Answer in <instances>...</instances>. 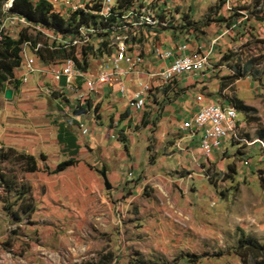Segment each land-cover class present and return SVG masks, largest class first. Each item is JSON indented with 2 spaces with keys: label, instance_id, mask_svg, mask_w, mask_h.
I'll return each mask as SVG.
<instances>
[{
  "label": "rangeland",
  "instance_id": "rangeland-1",
  "mask_svg": "<svg viewBox=\"0 0 264 264\" xmlns=\"http://www.w3.org/2000/svg\"><path fill=\"white\" fill-rule=\"evenodd\" d=\"M9 1L3 5V9ZM62 1L52 0L51 3H53L54 13L57 12V16L67 19L71 14L67 15V11L64 10L66 7ZM169 1L173 8L179 7L182 11V39L185 38L187 32H190L193 48H197L200 52L210 50L209 48L213 49L209 59L210 67L205 71L206 77L198 76L201 84H204L201 93L204 96L206 94L209 97H216L217 102L215 103L224 106L231 105L230 100L236 99L245 106L255 109L256 112L249 115L238 112L243 123L240 136L248 141L264 140V0H232L229 8L233 11H228L226 5L224 6V3L217 0ZM55 9L59 12H55ZM230 18L234 20V25L232 22H227V24L218 22ZM35 31L34 28L14 31L13 38L16 40L24 33L32 40L37 39L39 41L37 43L47 46L49 39ZM168 33L171 35V32ZM60 36L62 37V35ZM171 38L175 42H179V38H175L173 34ZM70 39L77 41L78 37ZM163 40L159 37L154 44L163 45ZM96 42L94 39L91 41L92 45L96 46L101 43L99 42L97 45ZM81 48V45L76 46L75 55L82 62ZM95 48L97 49V47ZM100 57L103 55L97 58L96 54H92L87 58L85 70L90 75L96 73V62ZM149 61L152 60L149 59ZM243 68L246 69L243 74L238 72V69L241 71ZM20 71L23 72L21 68L15 70L17 81L20 78ZM236 75L238 79L231 80L230 77ZM6 83L0 85V110L11 102L5 100L6 89L20 93L14 88L13 83ZM48 85L51 84L48 83ZM55 98L57 97H47L52 111L58 110L54 103ZM158 99L161 98L158 97ZM163 100H160V108L165 107L167 99ZM93 108L92 104L85 112ZM98 112L97 109L95 114L97 115ZM96 118L100 120L101 116ZM78 128L80 129V127ZM129 129L132 134L138 130V126L131 123ZM80 130L83 135V130ZM73 133L77 136V133ZM131 134L129 135L131 136ZM129 135L125 134L123 130L118 132V137L123 143L128 142ZM0 149L8 151L12 148L1 146ZM85 149L87 152L90 149L94 150L92 145H85ZM225 149L224 153L214 152L213 156L216 157V162L208 166L202 175L199 174V168H195V164L191 170H182L181 187L176 186L170 190L165 186L158 187L148 184L140 192L142 200L131 202L127 213L122 210L121 206L116 209V220L120 228H124L125 221H129L127 214H134L135 211L143 210L146 213V220L149 221L148 213L154 208H168L176 212L182 209L176 213L177 219L173 222L174 227L166 224V229H161L162 237L163 234L174 236L178 239V244L162 245L158 243V240L150 238V235L157 234L159 229L150 230L148 234L144 231L141 235H136L134 239L137 242L136 247L125 246L126 252H123L122 262L120 260L115 262V256L109 250L110 247L105 246L103 251L90 252L86 259L76 264L90 261L98 263L101 255L109 253L114 258L111 260V264H139L140 262L145 264H190L188 262L190 257H197L195 264H264V255L256 254L255 250L241 242L249 238L264 247V150L258 146H239L236 143L223 145L221 151ZM12 151L9 160L0 161V264L24 262V257H30L28 261H25L26 264H50L52 255L55 257L57 253L55 246L51 245L49 248V245L40 244L35 239L33 230L23 236L27 239L20 242L21 240L16 238L18 228L9 227L12 224L16 226L23 222L28 228L33 227V215L42 202L39 199L41 195L38 193L35 199L34 181H29L28 178L33 174L31 177L34 180V174L37 173L53 175L50 172L55 168L46 164L41 166L38 163L39 170L36 173H28L25 160L20 158L25 153L16 149H12ZM63 153L67 155L68 151ZM97 155L98 151L94 156L97 158ZM76 157L71 158L76 159ZM37 160L45 162L41 160V157ZM102 173L103 171H100V174ZM129 181L132 184L131 187H138L139 181L135 183L132 182L134 180ZM131 187L129 192L122 194L127 199L134 195L133 192L138 194ZM124 197L121 200H127ZM31 207L35 209L33 214H30ZM123 232L127 235L125 229ZM112 237L113 235L107 234L104 229L93 228L89 237H84V242L90 244L92 241L105 240L106 238L111 240ZM19 242V248L14 253V246ZM35 244L43 246L44 249L33 250ZM66 250L69 255L74 252L73 247L70 250L66 248ZM125 255L127 256L125 257ZM35 257L38 258V262L33 261Z\"/></svg>",
  "mask_w": 264,
  "mask_h": 264
},
{
  "label": "crops",
  "instance_id": "crops-1",
  "mask_svg": "<svg viewBox=\"0 0 264 264\" xmlns=\"http://www.w3.org/2000/svg\"><path fill=\"white\" fill-rule=\"evenodd\" d=\"M47 1L53 6L52 0ZM176 9L182 14L179 7ZM56 11L59 12L55 9ZM168 32L179 38V41L182 34L176 31L159 34L158 37L164 39L162 47L173 49L179 42H175ZM148 52L146 48L147 73L165 66ZM32 59L36 72L29 75L27 84H23L21 81L26 70L21 68L23 72L20 71L21 79L18 80L21 84L18 89L20 93L13 92L11 102L0 110V145L16 149L36 159L44 156L45 162L37 160L38 163L56 169L59 164L70 159L68 154L63 153L65 147L58 141L62 127L77 133L79 152L76 157L77 164L57 175L37 173L34 174V180L31 177L33 174L30 175L28 180L34 181L33 188L36 189L34 197L36 199V194H40L39 199L42 203L33 215V229L28 228L24 222L9 227L18 228L16 238L23 242L27 239L23 236L33 230L34 237L40 244L49 245V248L51 245L55 246L57 253L55 257L52 255L50 264H76L86 259L90 252L103 251L105 246L110 247L115 262L118 260L122 262L123 252H126L125 246L136 247L137 242L134 240L136 235H141L144 231L148 234L150 230L159 229L157 234L150 235V238L158 240V243L170 246L178 244L179 241L174 236L163 234L162 237L161 229H166V224L174 227L176 213L182 209L176 212L168 208H154L148 213L150 222L146 220V213L143 210L135 211L134 214H127L129 221H125L124 228H120L117 223L116 209L121 206L126 212L131 202H140L142 200L140 192L148 184L165 186L172 190L173 187L182 186V170H191L195 164V168H199V174L202 175L208 166L216 162L215 156L209 160L203 156L199 144L201 135L189 138L179 129L183 121L191 118L199 110L196 97L203 90L204 84H201L198 77L184 76L172 85L166 87L160 85L156 90L157 94L155 92L150 96L146 109L142 111L129 106L128 100L122 98L115 90L106 88L91 95L89 105L90 107L94 105L92 110L81 115H73L66 113L68 110L65 109L67 104L76 105L75 92H67L62 98L58 92L49 95L45 90L50 88L59 91L65 88L64 79L58 83L52 79L51 69L68 58L43 61L36 54ZM96 63L97 71L94 75L85 71L87 78H93L99 72V64ZM137 78L136 75L127 77L125 84L129 94L137 90L134 83H137ZM150 78L145 75L142 80L147 82ZM81 84L82 81H78V85ZM82 91H85V87H82ZM51 96L57 97L54 103L58 110H51L47 101V97ZM158 97L161 101L167 99L165 107L160 108L161 101ZM205 97L208 102H217L216 97H209L206 94ZM97 109L99 112L96 115ZM99 115L101 119L97 120L96 117ZM131 123L138 126V130L132 134L129 129ZM78 127L86 128L88 133L82 135ZM121 130L127 135L131 134L128 142L123 143L119 139L118 132ZM228 143L231 142L227 141L224 145ZM85 145H92L94 150L90 149L87 152ZM96 151L97 158L94 156ZM225 151L226 149L224 151L220 149L215 152L220 154L219 152ZM100 171L105 172L111 185L110 190L106 188L103 173L100 174ZM129 180H134L132 181L134 183L139 181L138 187H131ZM130 187L138 193L133 192L131 200L122 195L129 192ZM122 197L127 200H121ZM93 228L104 229L107 234L113 235L112 239H97L99 241L86 244L84 237H89ZM124 229L127 235L123 232ZM20 242L14 246V253L18 250ZM72 247L74 252L69 255L66 248L70 250ZM37 249L43 250L44 247L35 244L33 250ZM58 253L62 256L59 257ZM28 259L30 257H24V262L17 261V264H26L25 261ZM33 261L38 262V258L35 257Z\"/></svg>",
  "mask_w": 264,
  "mask_h": 264
},
{
  "label": "built area",
  "instance_id": "built-area-1",
  "mask_svg": "<svg viewBox=\"0 0 264 264\" xmlns=\"http://www.w3.org/2000/svg\"><path fill=\"white\" fill-rule=\"evenodd\" d=\"M57 1V0H56ZM224 3L228 11L232 0H217ZM67 15L82 13L84 16H94L96 25L82 26L77 35L78 40L63 39L59 33L42 25H32L25 17L12 13L14 0H10L3 9V20L0 24V43L7 37L12 38L13 32L34 28L38 34L49 39V44H34L31 41L21 46L20 57L26 74L22 83L29 82V75L36 72L32 57L41 49L66 50L81 45L88 47L94 39L97 42L106 40L102 34L109 36L105 41L103 57L99 58V72L93 78H87L86 73L76 66L73 58L52 66L51 75L55 82L65 80L66 86L59 91L47 90V94L59 93L62 98L67 92H75L76 105H67L66 113L77 115L76 111L85 108L90 102L91 95L102 89L115 90L122 98H126L129 106L142 111L152 94L161 86L174 84L178 79L186 76L197 78L210 67L209 59L212 48L200 52L193 48L189 36L173 49H164L161 44H154L161 32L176 31L182 26V14L168 0H63ZM95 7H98L95 9ZM232 7H234L232 5ZM81 15V14H80ZM28 27V28H27ZM182 38V37H181ZM147 43V44H145ZM214 45V43H213ZM165 64L163 68L151 73L145 71L146 53ZM131 75L138 76L135 83L137 90L129 94L125 81ZM150 76L149 81H143V76ZM143 79V80H142ZM78 81H82L81 86ZM9 81L6 83L8 84ZM85 87V91H82ZM199 110L188 120L180 124V132L189 138L201 135L200 148L203 156L210 159L215 151H219L225 142L236 143L240 146H258L264 150V140L248 141L240 136L242 121L238 110L232 105L208 103L204 94L196 97ZM87 107V106H86ZM71 111V112H70ZM83 135L88 133L82 128Z\"/></svg>",
  "mask_w": 264,
  "mask_h": 264
},
{
  "label": "trees",
  "instance_id": "trees-1",
  "mask_svg": "<svg viewBox=\"0 0 264 264\" xmlns=\"http://www.w3.org/2000/svg\"><path fill=\"white\" fill-rule=\"evenodd\" d=\"M7 1L8 0H0V22L3 19V12H2L3 5ZM97 8L98 7H95V9ZM11 12L18 14L22 17H25L33 25H42L55 30V32L62 35L63 39H70L77 36L79 34V29L82 26L90 27L91 25L97 24L96 20L94 19L95 18L94 16L91 15L84 16L82 13L71 14L67 19L65 17L57 16V14L54 13L53 6L47 0H14V4ZM257 20L261 21L259 19ZM218 22H223L226 24L227 22H232V25H234V20L232 18L228 20L223 19ZM179 31L182 33V26ZM185 36L192 37V34L190 32H187ZM102 37H105L106 40L109 39V36L105 34H102ZM31 40H32L31 37H28L27 35L22 33L20 37L16 40L13 37L12 38L7 37L2 43H0V85L9 81L13 83V86L16 90L20 88L21 84L19 83V81L15 79V70L23 67L22 59L20 57L21 46L26 41H31ZM106 40H104L99 45L97 43L98 46L96 45H90L88 47L83 46L80 51L82 62L79 61L75 55L76 47H73L68 52L63 49L57 51L41 49L37 53V56L43 61L53 60L54 58H62V59L73 58L76 62L77 68L85 72L86 71L85 69L87 67V63H86L87 58L90 57L92 54H96L97 58L100 55H103L105 51L103 50L102 46L105 45ZM32 42L34 44H37V42L39 41H37V39H33ZM94 46L97 47V49ZM245 68H243L241 71L238 69V72L243 74L246 70ZM230 78L231 80L234 81L238 79V76L236 75ZM230 103L238 110L239 113L249 115L251 113L256 112L255 109L245 106L239 100L231 99ZM89 107L90 105H88L86 108L80 109V111H76V114L77 115L84 114L86 109ZM144 124L145 123H143V125ZM58 141L60 145L65 147L64 151L65 152L68 151L70 159L68 161L62 162L56 167L55 170L51 171L50 173L53 175H57L65 171L66 169L75 166L77 164V161L75 158L72 159L71 157H76L79 151V147L77 145V136L74 135L70 130L61 127L58 134ZM12 152H13L12 149H9L8 151H3V149H0V161L5 162L9 160ZM20 158L25 160L28 173H36L39 170L38 161L35 157L24 154L21 155ZM41 160L45 161V157L41 156ZM46 169L49 170L48 168ZM34 212H35L34 207H31L30 214H33ZM241 242L245 244V246L255 250L256 254L264 255V247L258 245L253 239L247 238L246 240H243ZM112 259H114L113 255L109 253L107 255H101V259L98 263H96L95 261H90L83 264H111L110 262ZM189 260L190 261L188 262L190 264L197 263L196 261L197 257H193V258L190 257ZM139 264H145V263L140 262Z\"/></svg>",
  "mask_w": 264,
  "mask_h": 264
},
{
  "label": "water",
  "instance_id": "water-1",
  "mask_svg": "<svg viewBox=\"0 0 264 264\" xmlns=\"http://www.w3.org/2000/svg\"><path fill=\"white\" fill-rule=\"evenodd\" d=\"M13 90H7L6 92H5V99L7 100V101H11L12 99H13ZM103 178H104V180H105V184H106V188L108 189V190H110L111 189V186L109 185V182H108V180H107V177H106V174H105V172L103 173V176H102Z\"/></svg>",
  "mask_w": 264,
  "mask_h": 264
}]
</instances>
